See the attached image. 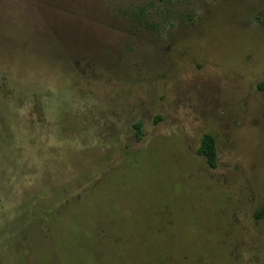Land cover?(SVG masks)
<instances>
[{
    "label": "rangeland",
    "instance_id": "1",
    "mask_svg": "<svg viewBox=\"0 0 264 264\" xmlns=\"http://www.w3.org/2000/svg\"><path fill=\"white\" fill-rule=\"evenodd\" d=\"M263 83L264 0H0V264H264Z\"/></svg>",
    "mask_w": 264,
    "mask_h": 264
},
{
    "label": "trees",
    "instance_id": "2",
    "mask_svg": "<svg viewBox=\"0 0 264 264\" xmlns=\"http://www.w3.org/2000/svg\"><path fill=\"white\" fill-rule=\"evenodd\" d=\"M264 87V83L261 85ZM141 123L135 124L137 129V136H141ZM217 140L216 137L212 134H206L203 137L201 146L198 150V154L204 156L211 167H215L217 164ZM258 217L264 216V206L260 207L256 214Z\"/></svg>",
    "mask_w": 264,
    "mask_h": 264
}]
</instances>
